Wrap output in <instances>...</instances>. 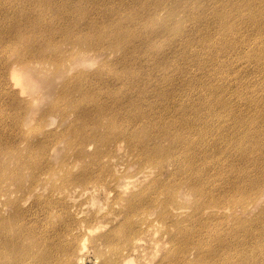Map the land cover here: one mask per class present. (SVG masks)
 Returning a JSON list of instances; mask_svg holds the SVG:
<instances>
[{
	"label": "bare ground",
	"instance_id": "obj_1",
	"mask_svg": "<svg viewBox=\"0 0 264 264\" xmlns=\"http://www.w3.org/2000/svg\"><path fill=\"white\" fill-rule=\"evenodd\" d=\"M147 1L146 7L156 4L152 9L156 13L167 0ZM171 1L180 7L179 12L160 23L176 43L175 73L182 78L192 74L184 85L201 100L177 96L167 111H157L152 103L148 110L134 112L135 122L142 127L136 140L125 133L116 114L112 122L124 139L118 141L134 151L140 167L177 161L180 180L176 189L185 183L194 192L193 209L178 211L176 216H187L173 219L169 208L175 197L160 173L147 175L137 188L136 183L114 186L111 181L117 177L104 163L113 148L102 135L96 140H70L79 150L88 141L95 147L91 154L83 155L82 166L72 176L63 173L62 184L45 156L40 162L22 156L10 167L15 177L9 186H25L24 169L29 170L32 185L29 193L13 202V211L6 210L12 200L0 185V264H131L143 236L155 245L156 254L160 253L154 264H264L263 223L256 220L255 229L247 235L238 221L227 222L223 217L226 209L215 207L232 203L233 190L243 193L249 186L264 183V0ZM150 30L138 29L142 44L136 57L145 56L142 47L151 39ZM162 59L164 64L168 62ZM15 69H11V78L23 85L22 90L32 89L29 80ZM208 112H213L211 119ZM166 118L176 126L174 131L162 125ZM97 121L102 127L103 121ZM196 136L208 144L204 155L214 163L202 174L196 166L199 155L189 147ZM163 140L169 144L162 146ZM156 142L164 152L154 150ZM80 157L78 152L76 158ZM91 186L94 191H104L100 194L106 205L85 213L89 197L78 200L70 196L77 191L86 193ZM41 189L47 193L34 194L27 201ZM91 197L96 206L95 197ZM155 207L158 214L152 217L149 210ZM159 222L162 227L173 224V233L166 240L156 238L168 233L166 227L155 228ZM188 253L193 259L186 258Z\"/></svg>",
	"mask_w": 264,
	"mask_h": 264
},
{
	"label": "rangeland",
	"instance_id": "obj_2",
	"mask_svg": "<svg viewBox=\"0 0 264 264\" xmlns=\"http://www.w3.org/2000/svg\"><path fill=\"white\" fill-rule=\"evenodd\" d=\"M148 4L147 0H0V185L12 200L7 211H13V202L29 193L32 185L27 177L29 170L24 169L25 186L18 183L9 186L15 177L9 172L10 167L17 164L19 157L28 156L33 162L47 157L57 171V182L62 184L63 173L72 176L82 166L83 155L91 154L95 147L88 141L86 147L79 150L69 141L96 140L98 135L110 140L113 148L111 158L105 157L104 163L117 177L111 181L114 186L119 183L132 187L136 183L137 188L147 175L153 177L160 173L166 178L168 192L175 197L169 208L173 219L187 216H176L178 211L193 209L194 192L185 183L176 189L180 180L175 167L177 161L140 167L134 151L118 141V138L124 139L112 122L116 114L117 121L124 124L125 133L136 140V133L142 127L135 122L134 112L148 110L152 103L157 111H167L177 96L189 101L201 100L199 94L192 95L184 85L192 74L184 78L176 75V43L162 30L160 23L178 13L179 4L177 8L167 0L156 13H152L156 4L146 7ZM140 5H145V9H138ZM147 27L151 29V39L143 44L145 56L136 57L142 44L138 41V29ZM161 57L168 62L164 64ZM14 67L29 80L32 89L22 90L23 85L11 78ZM206 116L211 119L213 112ZM168 118L162 125H167V131L171 132L176 126ZM98 119L103 121L102 127ZM54 142L56 145L50 146ZM167 144L169 140H163L162 146ZM162 146L159 142L153 144L156 152H164ZM189 147L199 155L196 159L199 174L214 164L205 158L209 146L198 136L190 140ZM78 152L81 153L79 159L76 158ZM39 193L47 191L37 190L27 201ZM100 193L104 195V191H94L91 186L86 193L77 191L70 198L89 197L85 213H90L106 205ZM231 195L232 203L215 206L226 209L223 217L229 224L238 221L247 235L255 229L256 220L264 227V183L255 188L249 186L243 193L233 190ZM91 196L95 197L96 206L91 204ZM151 211L152 217L157 216V207ZM158 227H166L168 233H159L156 238L166 240L173 233L172 223L162 227L159 222L155 228ZM214 252L219 253L217 249ZM131 257V264H154L158 263L160 253L156 254L155 245L143 236L138 251ZM193 257L191 253L186 254L188 259Z\"/></svg>",
	"mask_w": 264,
	"mask_h": 264
}]
</instances>
